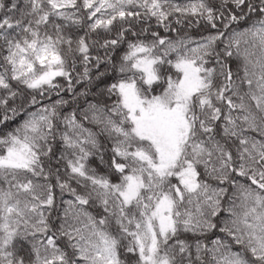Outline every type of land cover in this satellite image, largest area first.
Wrapping results in <instances>:
<instances>
[{
  "label": "snow or ice",
  "instance_id": "1",
  "mask_svg": "<svg viewBox=\"0 0 264 264\" xmlns=\"http://www.w3.org/2000/svg\"><path fill=\"white\" fill-rule=\"evenodd\" d=\"M0 264H264V0H0Z\"/></svg>",
  "mask_w": 264,
  "mask_h": 264
},
{
  "label": "trees",
  "instance_id": "2",
  "mask_svg": "<svg viewBox=\"0 0 264 264\" xmlns=\"http://www.w3.org/2000/svg\"><path fill=\"white\" fill-rule=\"evenodd\" d=\"M80 86H77V90H79ZM47 102V101H46Z\"/></svg>",
  "mask_w": 264,
  "mask_h": 264
}]
</instances>
